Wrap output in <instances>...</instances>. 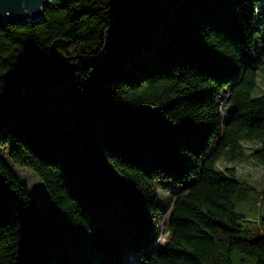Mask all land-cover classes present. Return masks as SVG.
<instances>
[{"label": "trees", "instance_id": "16d2710c", "mask_svg": "<svg viewBox=\"0 0 264 264\" xmlns=\"http://www.w3.org/2000/svg\"><path fill=\"white\" fill-rule=\"evenodd\" d=\"M49 2L0 26V264H264V214L241 225L252 190L218 165L264 168V0ZM159 178L186 184L164 249L141 250Z\"/></svg>", "mask_w": 264, "mask_h": 264}, {"label": "rangeland", "instance_id": "374dc122", "mask_svg": "<svg viewBox=\"0 0 264 264\" xmlns=\"http://www.w3.org/2000/svg\"><path fill=\"white\" fill-rule=\"evenodd\" d=\"M261 10L264 14V5L261 7ZM263 21L264 15L261 20L257 21V24L260 25ZM257 35L258 38L261 39L262 31L259 30ZM256 84V89L252 92L253 96H258L264 93V66L257 76ZM226 95L225 92L221 95V107L223 111H225L223 108V100L226 98ZM223 116L227 118L228 114L225 112ZM252 148L253 145L251 144H243V150L246 153H249ZM1 158L9 164L6 153L3 151L1 152ZM218 165L221 169L233 168L236 179L247 184L251 188L252 191L247 193V195L244 194L241 196L240 192L236 194L234 198V211L242 216L243 220L240 222L242 226L256 228L257 218L264 214V202L261 203V188L264 185V168L255 164L251 159L229 156L226 153L218 159ZM11 168L22 178L39 207H43L49 203L48 194L45 188L32 171L23 168H15L13 166H11ZM185 184V182L177 184L161 178L156 180L155 190L158 215L156 216L155 227L149 237L148 243L140 246L141 250L153 248L156 251H162L164 249V242L167 237V218L171 208V201L175 194L177 195L178 193L183 192L181 189L185 187ZM261 232L264 234V225L261 226ZM123 264H136V260L134 263H131L129 262L128 257H126Z\"/></svg>", "mask_w": 264, "mask_h": 264}, {"label": "water", "instance_id": "95a60500", "mask_svg": "<svg viewBox=\"0 0 264 264\" xmlns=\"http://www.w3.org/2000/svg\"><path fill=\"white\" fill-rule=\"evenodd\" d=\"M61 1L63 4H70L77 0ZM49 5V0H0V26L6 23L37 22Z\"/></svg>", "mask_w": 264, "mask_h": 264}, {"label": "built area", "instance_id": "2783aa9c", "mask_svg": "<svg viewBox=\"0 0 264 264\" xmlns=\"http://www.w3.org/2000/svg\"><path fill=\"white\" fill-rule=\"evenodd\" d=\"M129 260H130V262H132V256H129Z\"/></svg>", "mask_w": 264, "mask_h": 264}]
</instances>
